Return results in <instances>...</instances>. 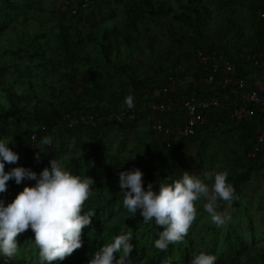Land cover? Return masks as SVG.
<instances>
[{
	"label": "trees",
	"instance_id": "1",
	"mask_svg": "<svg viewBox=\"0 0 264 264\" xmlns=\"http://www.w3.org/2000/svg\"><path fill=\"white\" fill-rule=\"evenodd\" d=\"M63 5L55 0H0V141L20 157L17 164L6 163L5 171L24 167L39 175L56 158L72 174L94 181L83 211L92 209L96 215L83 229L82 247L60 264H88L96 251L125 231L134 236L132 264H191L201 251L215 255L216 264H264V246L248 244L239 220L248 215L246 186L258 175L264 179V143L255 157L249 156L264 128V111L257 109L254 120L238 124L224 122L227 107L208 111L210 124L172 149H165L150 131L147 115L122 125L70 129L63 122L72 108L120 111L128 95L134 101L146 94L154 97L168 77L199 71V50L223 53L244 72L241 56L264 50V18L258 15L264 12V0H64ZM240 7L244 15L236 12ZM197 94L211 91L200 88ZM137 126L144 130L137 131L135 142L121 139ZM216 132L229 137L221 144L220 170L235 188L238 198L232 207L238 214L224 230L214 224L203 227L204 236L214 235L211 242L204 237L198 241L190 228L182 242L161 252L154 242L163 229L154 220L144 224L139 212L130 218L118 173L139 168L144 189L152 183L158 193L159 183L178 179L181 163L194 172L210 169L220 146ZM49 135L53 142L37 161L35 147ZM190 148L193 160L186 155ZM34 185L28 179L20 185L10 180L0 199L6 206ZM17 239L15 261L0 255V264H39L31 229Z\"/></svg>",
	"mask_w": 264,
	"mask_h": 264
},
{
	"label": "clouds",
	"instance_id": "2",
	"mask_svg": "<svg viewBox=\"0 0 264 264\" xmlns=\"http://www.w3.org/2000/svg\"><path fill=\"white\" fill-rule=\"evenodd\" d=\"M128 109H134V97L128 95L124 101ZM51 135L42 137L35 147L39 149L35 159L40 160L44 147L51 145ZM47 155V154H45ZM20 157L8 143L0 141V194L7 192V184L14 180L20 185L23 180L35 181L32 187H25L15 199L5 206L0 199V255L8 259L18 252V236L31 229L35 245L39 249V264H60L82 247L83 229L89 227L96 212L83 211V206L92 195L94 181L81 178L66 170L54 158L49 161L39 175L24 167H14L5 171V165L17 164ZM119 188L123 195V207L130 218L139 212L143 223L153 220L163 229L154 247L166 252L170 245L182 242L196 220V203L203 200V209L211 223L221 228L231 217L218 211L223 201L230 208L238 197L234 186L228 182L226 171H205L203 179L183 172L172 183H159V192L149 183L144 189L143 172L139 168L120 171ZM130 234L118 235L114 242L100 248L93 254L88 264H132L130 253L133 244ZM120 253L119 258L116 254ZM217 257L201 251L194 255L191 264H216ZM15 261V259H12Z\"/></svg>",
	"mask_w": 264,
	"mask_h": 264
},
{
	"label": "built area",
	"instance_id": "3",
	"mask_svg": "<svg viewBox=\"0 0 264 264\" xmlns=\"http://www.w3.org/2000/svg\"><path fill=\"white\" fill-rule=\"evenodd\" d=\"M258 15L264 18V12ZM199 71L189 77L170 76L154 97L146 94L134 101L135 108L120 111L87 113L72 108L63 116V122L72 129L78 125L97 127L105 123H132L143 115L148 127L165 149H172L198 135L202 127L210 124L206 112L229 108L224 122L249 123L257 109L264 111V50L242 55L245 71L237 62L218 51L209 54L197 52ZM260 81L259 85L253 81ZM211 91L198 95L197 90ZM227 93V96L222 94ZM190 94V95H187ZM38 138L32 135V140ZM264 143V128L257 134L256 146L249 156L255 157Z\"/></svg>",
	"mask_w": 264,
	"mask_h": 264
},
{
	"label": "rangeland",
	"instance_id": "4",
	"mask_svg": "<svg viewBox=\"0 0 264 264\" xmlns=\"http://www.w3.org/2000/svg\"><path fill=\"white\" fill-rule=\"evenodd\" d=\"M55 1L57 4H59L60 8L64 9L63 7L64 0H55ZM239 11L243 15L245 14L244 10L241 9V7L238 8L236 12H239ZM57 14L58 13H56V15ZM141 130H144V128L143 127L140 128L139 126H137L136 129L131 130L129 133L121 134V139H127L129 143L135 142V140L137 139V131H141ZM209 135L211 136L210 133L208 134V136ZM215 135L219 138L220 146H219V149L214 150L213 155L215 156L216 161L208 164L210 169H207V171H213V170L221 171L220 161L222 160V157H223L222 152H221L223 145L221 144L225 143L229 138L221 132H216ZM236 141L240 142L238 138H236ZM227 146L231 147V145H227ZM186 155L188 156V159L193 160L192 157L194 154L191 148L187 151ZM188 161L189 160H187V162ZM181 164L176 168L177 171L175 173V176H177L178 179L183 175V172H188L192 175H196L203 179L202 171L194 172L192 170H189L187 166H184ZM245 190H246V195L244 198V203L247 206L246 212H248V215L244 214L241 217V219H239L240 224L242 226V229L247 234L246 241L248 242L249 245H251L252 247L264 246V179L262 178V176L258 175L252 182H250L246 186ZM203 204H204L203 200L198 201L196 203L198 215L191 227L192 232H193V234L192 233L191 234L194 235V237L198 241L202 239V237H204V238H207V242H211L214 238L213 237L214 235L209 234L207 236H204L205 235L204 228H206V224L212 225V223H211L210 217L203 209ZM218 211L226 212L227 214L230 215L231 218L232 216H235L236 214H238L236 210L233 209L232 205L229 208L227 204H225L223 201L220 202V207L218 208ZM225 228H226V224L223 226V230ZM125 234L131 235V233L127 231H125ZM12 259H15V258L13 257ZM133 261L135 262V260Z\"/></svg>",
	"mask_w": 264,
	"mask_h": 264
},
{
	"label": "crops",
	"instance_id": "5",
	"mask_svg": "<svg viewBox=\"0 0 264 264\" xmlns=\"http://www.w3.org/2000/svg\"><path fill=\"white\" fill-rule=\"evenodd\" d=\"M253 83L256 84V85H259L260 84V81H259V84H258V81H256V80L253 81Z\"/></svg>",
	"mask_w": 264,
	"mask_h": 264
}]
</instances>
